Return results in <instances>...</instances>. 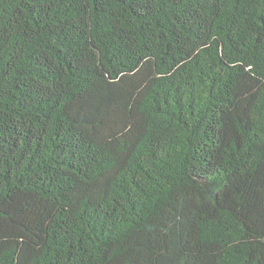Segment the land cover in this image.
<instances>
[{"label": "trees", "instance_id": "trees-1", "mask_svg": "<svg viewBox=\"0 0 264 264\" xmlns=\"http://www.w3.org/2000/svg\"><path fill=\"white\" fill-rule=\"evenodd\" d=\"M0 264H264V0H0Z\"/></svg>", "mask_w": 264, "mask_h": 264}]
</instances>
